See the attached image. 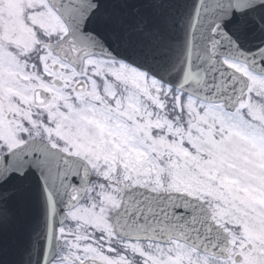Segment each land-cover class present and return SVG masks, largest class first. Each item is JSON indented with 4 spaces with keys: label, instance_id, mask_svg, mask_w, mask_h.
Returning <instances> with one entry per match:
<instances>
[{
    "label": "snow or ice",
    "instance_id": "snow-or-ice-1",
    "mask_svg": "<svg viewBox=\"0 0 264 264\" xmlns=\"http://www.w3.org/2000/svg\"><path fill=\"white\" fill-rule=\"evenodd\" d=\"M0 264H264V0H0Z\"/></svg>",
    "mask_w": 264,
    "mask_h": 264
}]
</instances>
